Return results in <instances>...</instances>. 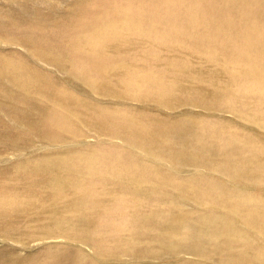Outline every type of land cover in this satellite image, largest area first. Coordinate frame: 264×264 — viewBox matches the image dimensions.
Instances as JSON below:
<instances>
[{"label": "rangeland", "instance_id": "1", "mask_svg": "<svg viewBox=\"0 0 264 264\" xmlns=\"http://www.w3.org/2000/svg\"><path fill=\"white\" fill-rule=\"evenodd\" d=\"M259 119L264 0H0V264H264Z\"/></svg>", "mask_w": 264, "mask_h": 264}, {"label": "bare ground", "instance_id": "2", "mask_svg": "<svg viewBox=\"0 0 264 264\" xmlns=\"http://www.w3.org/2000/svg\"><path fill=\"white\" fill-rule=\"evenodd\" d=\"M5 89V88H4ZM6 114V113H5ZM257 123L260 127H264V120H257ZM261 166H257L256 165V175H254L252 177V181L253 179L254 180H258V182L260 184H263L262 186H264V172H260L261 170ZM31 170L35 173H38V172H42V168L40 167H34V168H31ZM260 172V174L258 173ZM47 174V173H46ZM261 178V179H260ZM249 181V180H248ZM252 184V183H251ZM254 184V183H253ZM252 184V185H253ZM48 185V184H46ZM244 186V188H242L241 186H237L233 191V195L231 194V199L232 200H236L238 202V206L240 207L241 209V214H238L236 216H231L230 215V218L228 219L227 223L225 221L222 222L224 223V228L226 230L231 231V233L233 232V237H234V232L235 233H239L240 236L239 237H242L243 239H251L252 238V235H250L249 233H246V231H243V230H237V227L238 226H242V227H248V225L250 224H255L256 223V219H258V217L261 215V210H264V195H254L252 194L249 190H248V187L250 186L249 184H245L243 183L242 184ZM252 194V195H251ZM237 204V203H236ZM253 208H256V211H253L252 209ZM5 214V213H4ZM237 214V212H236ZM8 215V214H7ZM235 215V214H233ZM203 219V217L201 218V220ZM183 219L182 218H179V219H171V226H175L177 225V223L181 222ZM206 220V219H205ZM65 220H63L61 223H57L58 225L55 226L54 224V229L56 228L57 230H59V228H64L62 230H65V228H68L67 226L64 227V225H61L64 223ZM183 223H185L184 221H182ZM68 223V222H67ZM65 224V223H64ZM180 224V223H179ZM182 224V223H181ZM69 225V224H68ZM223 225V224H222ZM257 225V224H256ZM71 226V225H70ZM179 226V225H178ZM181 226V225H180ZM183 226V224H182ZM188 226V224H187ZM192 226V225H191ZM260 227V225H259ZM246 228V229H247ZM186 229V227H185ZM239 229V228H238ZM258 229V228H257ZM184 230V229H183ZM182 230V231H183ZM187 230V229H186ZM185 230V231H186ZM248 230V229H247ZM66 231V230H65ZM184 231V232H185ZM206 231V230H205ZM221 231V230H220ZM220 231H219V234H220ZM188 233H186L185 237H179L181 239H177V241L173 242V241H170L168 242L167 246L169 248H171V252H175L177 250H181V249H187V250H192L194 249L195 247H192L193 245H191V239H193V237L197 234L196 233V230L192 229V227H189V230L186 231ZM203 235V234H202ZM213 235V234H212ZM238 235V234H237ZM218 237V236H217ZM195 239V238H194ZM241 239V238H240ZM247 239V240H248ZM253 240V239H251ZM204 241V240H203ZM193 242V241H192ZM202 242V240H201ZM197 252V251H196Z\"/></svg>", "mask_w": 264, "mask_h": 264}]
</instances>
